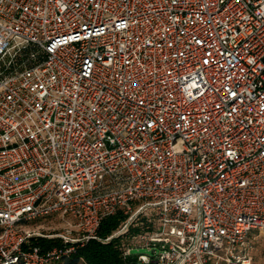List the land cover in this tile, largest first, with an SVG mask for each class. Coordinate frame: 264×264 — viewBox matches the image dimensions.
Returning a JSON list of instances; mask_svg holds the SVG:
<instances>
[{"label": "built area", "instance_id": "2783aa9c", "mask_svg": "<svg viewBox=\"0 0 264 264\" xmlns=\"http://www.w3.org/2000/svg\"><path fill=\"white\" fill-rule=\"evenodd\" d=\"M148 211L124 264H252L264 0H0V264L60 262Z\"/></svg>", "mask_w": 264, "mask_h": 264}, {"label": "trees", "instance_id": "16d2710c", "mask_svg": "<svg viewBox=\"0 0 264 264\" xmlns=\"http://www.w3.org/2000/svg\"><path fill=\"white\" fill-rule=\"evenodd\" d=\"M124 215L122 211L117 212L115 215L105 218L99 229V236L101 238H107L114 231H116L121 223L124 221ZM146 223V222H145ZM146 230L152 228L148 225ZM140 231V227L132 228L131 233L134 234ZM128 235V234H127ZM127 235L119 236L111 239L107 243H101L96 240L88 242L84 247L78 249L72 256L61 260L60 262L53 264H124L123 252L129 245L124 240L128 238ZM38 244L42 248H48L55 243L51 241L41 240ZM132 258V257H131ZM131 258L128 260L130 261Z\"/></svg>", "mask_w": 264, "mask_h": 264}, {"label": "rangeland", "instance_id": "374dc122", "mask_svg": "<svg viewBox=\"0 0 264 264\" xmlns=\"http://www.w3.org/2000/svg\"><path fill=\"white\" fill-rule=\"evenodd\" d=\"M149 223H154V225L156 226V216L153 211H148L146 215H143L138 222L136 221L133 224V226L130 227L129 232L131 231L132 228L135 229L138 227H140V231L131 235L128 233L127 235L128 238L125 239L124 241L127 242L129 245H132V243L135 241V239H132V236L142 231H146L147 226H144V224L148 225ZM46 224L49 225L50 230H55V231L62 227V223L56 219L50 220ZM253 238L254 239L249 251V254L252 257V264H264V235L254 234ZM133 258H136V255H134ZM219 264H226V263H219Z\"/></svg>", "mask_w": 264, "mask_h": 264}, {"label": "water", "instance_id": "95a60500", "mask_svg": "<svg viewBox=\"0 0 264 264\" xmlns=\"http://www.w3.org/2000/svg\"><path fill=\"white\" fill-rule=\"evenodd\" d=\"M131 254H147V255H150L151 252L147 249H144V248H139V249H131L130 251Z\"/></svg>", "mask_w": 264, "mask_h": 264}]
</instances>
